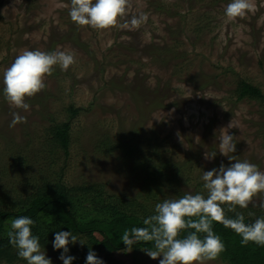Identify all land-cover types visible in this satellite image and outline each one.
<instances>
[{"label": "rangeland", "instance_id": "1", "mask_svg": "<svg viewBox=\"0 0 264 264\" xmlns=\"http://www.w3.org/2000/svg\"><path fill=\"white\" fill-rule=\"evenodd\" d=\"M229 2L132 0L129 19L147 13L144 25L95 30L71 20V0H0V199L32 195L38 175L70 188L98 182L115 196L141 195L143 176L117 158L118 148L102 152L104 137L145 152L156 165L181 169L172 188L157 192V203L207 195L203 172L234 162L219 151L225 133L236 140L229 155L264 171V99L238 97L241 80L264 96V0H253L258 10L235 20L224 14ZM35 49L71 51L77 62L67 71L57 66L47 87L26 98L30 109L24 111L5 99L3 73L23 50ZM70 106L79 112L70 119L68 151L51 150L50 128L70 116ZM14 112L27 122L10 127ZM230 121L238 127L228 128ZM17 155L29 168L16 163ZM261 199L264 193L235 211L260 213ZM142 249H101L97 256L104 264H159L162 257L152 259ZM41 250L60 263L63 249L53 242Z\"/></svg>", "mask_w": 264, "mask_h": 264}, {"label": "clouds", "instance_id": "2", "mask_svg": "<svg viewBox=\"0 0 264 264\" xmlns=\"http://www.w3.org/2000/svg\"><path fill=\"white\" fill-rule=\"evenodd\" d=\"M131 7L132 0H71L69 16L77 26H89L95 30L116 27L137 30L149 17L141 12L131 15L129 19ZM257 10L253 0H230L224 14L229 20H235L243 19ZM76 62L75 53L71 51L23 50L3 73V95L11 106L28 111L30 105L26 98L34 97L47 87L45 80L55 68L58 66L62 71H67ZM26 122L25 116L14 112L9 126ZM227 127L238 126L230 121ZM219 151L234 162L228 166L221 163L219 168L203 172L201 179L207 195L185 194L178 199L157 203L155 214L143 220L144 227L124 231L121 240L126 245V251L130 252L137 243H152L154 249L142 250L152 259L162 257L159 264H206L216 260L226 250L221 237L213 230V222L234 230L241 237L242 246H247L249 242L264 246V216L246 223L242 213L230 218L225 209V206L228 212H235L237 206L246 209L254 197L264 193V171L248 160L229 155L236 152L235 137L229 133L222 134ZM205 155L206 159H213L216 152ZM259 207L264 208V199H261ZM35 223L28 216L13 219L8 232L9 243L27 264H52L41 250L39 237L33 234L32 226ZM190 229L195 231H189L179 238L182 231ZM77 241L81 246L86 243L69 231L55 233L53 248L63 249L59 258L64 264H72L75 259L66 254L68 245ZM86 264H104V261L90 249Z\"/></svg>", "mask_w": 264, "mask_h": 264}, {"label": "trees", "instance_id": "3", "mask_svg": "<svg viewBox=\"0 0 264 264\" xmlns=\"http://www.w3.org/2000/svg\"><path fill=\"white\" fill-rule=\"evenodd\" d=\"M158 52V51H157ZM254 97L264 99L262 91L241 80L238 97ZM159 106V104H157ZM71 107V108H70ZM69 107L70 116L50 128L51 150L60 147L66 153L70 141V119L75 117L79 108ZM136 135V133H134ZM99 147L102 152L110 154L117 150V158L122 159L131 171L140 172L143 176V191L136 196H115L105 190V186L98 182L86 183L67 187L58 180L53 182L49 175L37 176L38 181L32 185L33 194L23 199L8 200L0 199V264H14L27 262L17 255L8 239L11 230V222L19 216H28L36 221L32 226L33 234L39 237L41 248L47 249L54 241L58 231H69L79 236L86 243L81 246L80 242L70 246L66 255L74 256L72 264H86V257L91 249L97 255L99 251L115 252L126 249L121 237L125 230L133 227H144L143 220L155 214L157 197L163 186L171 187L177 183L181 169L175 170L169 164L163 162L156 165L151 161V156L139 149H127L126 143L112 141L109 138H101ZM16 163L27 167V158L17 155ZM183 164L181 165V167ZM29 168V167H27ZM169 168V171L167 169ZM41 174V173H40ZM39 177V178H38ZM226 215L235 218L236 213H242L246 223L253 222L256 218L264 216L260 213L245 215L244 210L228 212ZM213 230L219 235L225 244L226 250L218 258L228 261L229 264H264V246H258L249 242L247 246L241 245V237L223 224L213 222ZM189 231H182L179 238H183ZM98 234L101 238H96ZM153 248L152 243H137L132 249ZM59 264H64L60 260Z\"/></svg>", "mask_w": 264, "mask_h": 264}, {"label": "bare ground", "instance_id": "4", "mask_svg": "<svg viewBox=\"0 0 264 264\" xmlns=\"http://www.w3.org/2000/svg\"><path fill=\"white\" fill-rule=\"evenodd\" d=\"M71 108V107H70Z\"/></svg>", "mask_w": 264, "mask_h": 264}]
</instances>
